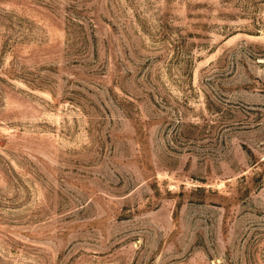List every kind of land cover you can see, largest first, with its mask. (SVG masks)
I'll return each instance as SVG.
<instances>
[{"label":"rangeland","instance_id":"rangeland-1","mask_svg":"<svg viewBox=\"0 0 264 264\" xmlns=\"http://www.w3.org/2000/svg\"><path fill=\"white\" fill-rule=\"evenodd\" d=\"M0 264H264V0H0Z\"/></svg>","mask_w":264,"mask_h":264}]
</instances>
